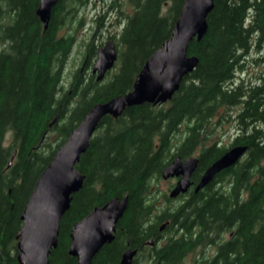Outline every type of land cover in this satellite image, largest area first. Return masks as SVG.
<instances>
[{"label":"trees","instance_id":"1","mask_svg":"<svg viewBox=\"0 0 264 264\" xmlns=\"http://www.w3.org/2000/svg\"><path fill=\"white\" fill-rule=\"evenodd\" d=\"M127 1L132 11L114 38L116 71L106 72V80H94L85 68L95 56L90 42L81 67L61 92L74 37L60 30L82 0H57L44 30L35 15L38 0H0V264H17L14 236L19 215L55 149L94 103L131 89L144 60L169 37L182 2ZM212 1L205 33L192 39L186 50L197 63L171 98L129 106L116 118L100 119L74 165L84 176L82 185L60 218L47 264H75L67 254L72 223L93 206L124 195L127 203L114 237L90 264H119L126 249L136 250L131 264H181L188 253L213 243L212 256H194L191 263L264 264V0ZM249 51L257 54L261 66L257 80L233 83ZM235 105L240 106L235 116L238 132L228 147L246 145L245 154L197 192L189 189L178 195L177 205L158 210L151 182L174 157L197 153L190 178L195 184L204 168L228 148L216 140L206 143L213 118L220 107ZM52 131L56 136L50 147L45 138ZM6 133L9 142L4 145ZM161 196L170 201L165 193ZM225 232L227 238L216 243ZM149 239L152 246L146 244Z\"/></svg>","mask_w":264,"mask_h":264},{"label":"water","instance_id":"2","mask_svg":"<svg viewBox=\"0 0 264 264\" xmlns=\"http://www.w3.org/2000/svg\"><path fill=\"white\" fill-rule=\"evenodd\" d=\"M57 0H38L35 15L44 30L51 7ZM213 7L212 0H182L178 14L172 24L170 35L142 63L134 76L131 89L106 101L94 103L78 123L70 129L66 139L38 174L19 215L20 226L15 238V260L17 264H47V256L56 246L59 221L68 209L72 194L77 192L83 180L74 165L86 150L89 139L104 115L116 118L129 106L148 103L151 105L168 101L178 89L184 75L192 71L197 57L187 55L188 43L199 40L206 30V16ZM117 59L112 39L96 47L95 59L90 72L96 82L102 80ZM56 116L52 119L53 123ZM246 145H233L204 168L193 192L207 185L220 171L234 165L246 152ZM12 152L8 165H10ZM195 156L174 157L160 171V177L176 180L168 192L169 198L185 193L192 182L191 174L197 166ZM127 203V195L112 197L101 205L93 206L69 229L67 254L75 264H90L99 248L111 242L115 225ZM160 225L158 230L165 225ZM147 244L152 245L149 239ZM135 249H126L119 264H131Z\"/></svg>","mask_w":264,"mask_h":264},{"label":"rangeland","instance_id":"3","mask_svg":"<svg viewBox=\"0 0 264 264\" xmlns=\"http://www.w3.org/2000/svg\"><path fill=\"white\" fill-rule=\"evenodd\" d=\"M131 11L132 7L127 0H82L80 5L75 6L71 14H67V19L60 32H66L73 35L74 42L63 67L61 92L68 89L73 72L81 67V63L85 56L86 44L92 42L96 48L109 37L116 39L124 17L130 14ZM255 56L257 57V54L253 51H249L248 55L245 56L242 61V66L236 70L233 83H237L241 80L244 84H249L257 80V75L261 70V66L256 62ZM94 59L95 58L92 56L89 57V66L87 65L85 67L88 71H90ZM116 68L117 64H114L109 72H115ZM83 71L84 70H82V72ZM106 74L103 80H106L109 77V75ZM239 107V105H235L227 109H223L222 107L219 108L217 114L212 120V123H214L213 128L208 135L206 143L216 140L217 144L221 147L227 148L229 146L232 138L237 134L236 132H238L236 129L235 116ZM64 120L65 119L63 118L58 121L57 125H61ZM182 130L183 127L181 126V131ZM181 135L182 133L177 134L176 137ZM55 136V131H52L45 138V142H47L50 147H53L55 144ZM4 139L3 144L6 145L9 142L8 133H6ZM48 149L49 147L46 148V150ZM196 154L197 153L193 155ZM174 181V178H159L158 180L151 182L150 190L155 198V204L158 210L172 208L181 202L178 198H169L170 201H164L161 196L162 193H165L166 195L168 194ZM166 234L168 233L166 232ZM218 238L215 240L216 243L225 240L227 238V233H221ZM214 251V243L205 247H198L193 252L188 253L185 258L182 259L181 264H192L191 261L193 257H197L198 255L210 257Z\"/></svg>","mask_w":264,"mask_h":264},{"label":"flooded vegetation","instance_id":"4","mask_svg":"<svg viewBox=\"0 0 264 264\" xmlns=\"http://www.w3.org/2000/svg\"><path fill=\"white\" fill-rule=\"evenodd\" d=\"M195 185V184H194ZM194 185H192L191 187H190V189H192L193 187H194Z\"/></svg>","mask_w":264,"mask_h":264}]
</instances>
